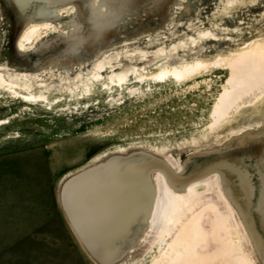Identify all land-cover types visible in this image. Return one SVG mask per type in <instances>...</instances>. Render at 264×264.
<instances>
[{"label": "rangeland", "instance_id": "rangeland-1", "mask_svg": "<svg viewBox=\"0 0 264 264\" xmlns=\"http://www.w3.org/2000/svg\"><path fill=\"white\" fill-rule=\"evenodd\" d=\"M85 4L86 9L76 0L61 9L36 4L20 10L13 0H0V264H100L74 232L59 196L72 174L101 155L121 149L128 153L144 150L159 159L163 155L179 175L186 164L196 170L213 153L234 158L253 155L247 162L256 161L260 177L256 203L250 200L253 186L246 173L237 169L238 179L229 174L235 169L234 158L210 162L200 174L225 163L224 175L231 179L228 182L245 188L249 209L264 204V98L222 123L218 131L209 128L212 104L228 75L225 59L244 50L250 41L264 39V0H88ZM91 7L95 15L102 13L97 14L98 28L93 25L96 18L89 12ZM45 20L51 25L19 48L22 28ZM69 20L78 26L72 31L66 27L60 35L58 26ZM197 59L208 63L187 80L149 75L162 63ZM130 66L143 68L142 79ZM126 70L128 82L123 86L109 80L110 74ZM29 93L46 97L34 98ZM122 163H109L112 170L99 183L97 198L105 203L109 193L113 202H126L132 191L137 192L130 188L123 198L119 192L124 178L139 180L143 198H137L141 206L133 209L124 235L119 237L120 226L119 235L106 232L101 237L107 240L101 253L108 245L119 253L132 243L150 206V183L139 170L129 172L131 165L123 170ZM90 188L79 193L81 226L101 246L87 209ZM191 188L169 203L168 209L176 203L188 207L197 202V207L205 194L219 203L211 187ZM103 205L98 204L96 211ZM255 212L253 221L264 232ZM94 220L107 231L105 218ZM145 242L134 260L116 264H144L150 254L143 247Z\"/></svg>", "mask_w": 264, "mask_h": 264}, {"label": "bare ground", "instance_id": "bare-ground-1", "mask_svg": "<svg viewBox=\"0 0 264 264\" xmlns=\"http://www.w3.org/2000/svg\"><path fill=\"white\" fill-rule=\"evenodd\" d=\"M13 1L20 10L24 9V7L29 8L36 4L47 5L49 8L51 6L52 8L60 6L59 9H61V5L63 6L64 4H67L69 6V4L76 2V0ZM77 1L81 3L82 9H86L85 2L88 0ZM89 10L92 16L96 18L93 25L95 28H98V24H100L98 23V20L100 19L97 17V14L102 13H96L95 15V10L92 9V7ZM106 18L104 21L107 20ZM47 25H51V21H36L26 25L27 27L22 28L23 33L18 40V47L22 48L26 43H30L34 37L37 35L39 36L42 33V29L47 27ZM75 26L78 25H75L74 21L69 20L61 26H58V28H60L57 30H59L58 33L61 35V32L63 33L66 27H69L68 29L72 31V29H75ZM85 43L90 44L91 42ZM202 60L183 61L180 63L178 62L179 64L162 63L160 67H158V71H154V73H150L149 75H151V78L165 76V78L169 77L187 80L191 78L197 70H200V67H203L208 63L205 64ZM225 60L226 63H224V67L227 68L228 75L221 87L222 89L212 104L209 115V128H216L217 131L222 123L225 121L227 122L229 119L234 118L237 114L243 112L245 107L264 98V39L259 42L253 40L250 41L244 50L235 55L233 54L231 58L228 57V60L227 58ZM130 67V71L132 70V73H134L138 79H142L145 75L142 72L143 68L140 67L139 69L138 67ZM127 74L128 70L117 72L116 74L113 73L110 74L109 80L116 82L118 86L120 85L121 87L124 83L128 82ZM105 86L108 87V84L105 83ZM28 95L34 98L46 97V95L42 93H29ZM127 153L128 152L124 149L113 151L106 154L107 156L101 155L95 159L91 165L99 161H105V159L109 157L108 155H124ZM160 156V160H162L168 168L170 167L176 170L175 166L171 164L169 159L163 155ZM224 164L219 163V165H223V168H225L226 164ZM216 165L218 164L216 163ZM148 166L149 165L147 164V167ZM112 167L113 166L107 164L101 172L89 176L87 179L75 181L69 188L67 198L68 201L72 203L74 202L72 207L78 208L77 213L79 216H77L82 219V206L80 204L79 193L84 187H91L86 195V203L88 205L87 209L89 210V216H91L90 220H92L93 227H97L96 231L98 232L100 224L95 221L94 218H105L107 221V231H105L107 233L113 234L114 236L119 235L118 232L120 230L122 231L120 226L123 227V232L119 235L120 237L130 228L129 223L131 222L130 219L132 212L139 209L137 204L140 205V203H137V198L142 197V185L140 186L141 183L138 179L135 180L131 178V180H133L131 181L129 178H122L124 184L119 193L124 198L126 194L128 195L130 191L136 188V197L134 193L131 194L135 191L134 190L127 196L126 202H124V200L113 202V195L107 193L110 189H106L107 195L105 194L104 197L109 201L105 203L100 202L101 200L97 198V196H99V188H101L99 183L106 180L110 175ZM134 167L135 168L130 169L129 172L138 173L139 170L140 173L142 172L143 177L144 168H142L141 165H135ZM219 168L220 167L214 170L210 169L211 171L208 169V171H204L205 173H201L198 177H191L189 179H183L184 176L174 173L171 169L170 170L175 175L173 177L165 172V169L163 168H152L149 172V178L151 180L150 187L152 188L151 200L146 216L142 220L143 224L134 241L129 244L126 243V246H124V248L115 256V260L109 262V264H116L120 261H131L132 259L134 260V258H136L135 253L139 250L138 248L143 244V241H146L143 247L145 248L146 246L147 252L150 253L149 259L144 264H244L246 262L247 264H264V232H262L263 229L260 231L257 224L253 221V213L257 211L255 212L256 218L259 219L260 224L262 225L261 228H264V204L263 207H261L262 205L258 206V208L255 207L256 209H253V211L249 209L251 206L249 203L251 199L249 200L247 195H244L245 193L243 192V189L245 190V188H242L241 190L235 182H228V180L231 179H227L226 175H224L223 171ZM230 170L232 173L229 174L238 179L240 176L238 175L239 173L236 177L234 174L236 170ZM176 175L179 176L176 177ZM97 181L100 182L96 184ZM261 181L264 183V180ZM199 185L211 187L213 192H216L214 194L220 204L214 200L206 199L208 194H205L199 199L198 202L201 204L197 207V202L195 205L193 204L188 207H182L176 203L171 210L168 209L167 205L169 203L184 196L183 194L186 190ZM94 186L96 190L93 188ZM130 188H132V190H130ZM247 194L250 193L247 191ZM132 199H134V202ZM111 201L113 204L110 205ZM102 203L104 204L103 206H100L102 210L96 211L95 207ZM126 224L127 226L125 227ZM132 228H134V225Z\"/></svg>", "mask_w": 264, "mask_h": 264}, {"label": "water", "instance_id": "water-1", "mask_svg": "<svg viewBox=\"0 0 264 264\" xmlns=\"http://www.w3.org/2000/svg\"><path fill=\"white\" fill-rule=\"evenodd\" d=\"M237 148V147H235ZM232 148V149H235ZM239 148V147H238ZM230 149V150H232ZM263 151H264V146H263ZM224 151H229V150H224ZM218 153V152H217ZM217 153H213L211 154V157L209 159L203 160L204 162L201 164V166L199 168H197L196 170H190L188 168V164H186L185 169L183 170V173L180 176H184L185 179H189L195 175L200 174V171H202V169L206 168L207 164H210V162L216 161V160H221L223 158H234L231 157L230 155L226 156V155H216ZM220 153V152H219ZM254 155L257 154V152H253ZM215 155V156H212ZM249 154H247V156L244 157H235L234 160H231L232 162V167L235 168L236 171H238L237 169H239V171L241 170L242 173H246V177L248 179V181L250 182V184H252V188H253V194H251L252 198H251V202L256 203L257 197H258V191H259V182H260V177L258 176V171H257V166L255 165L254 161L253 163H250L251 160V156H248ZM204 156H209V155H204ZM230 156V157H229ZM136 157H139V159H136ZM246 157V158H245ZM262 159V157H261ZM224 160V159H223ZM263 160V159H262ZM116 161H122L123 165H127V166H123V170H125L127 167H129L131 165V167H129L130 169L133 168V166H138L141 165L142 168H144L143 170V178L145 180V182L150 183V178H149V172L152 168H163L165 169V172H167L169 175H171L172 177L175 176L174 173L166 166V164L160 160L158 157L154 156L153 154L150 153H146L144 150H133L132 152H129L128 154H124V155H120V154H112L110 155L107 159H105V161H99L93 165L87 166L77 172H75L74 174H72L68 179L65 180V182L63 183L62 189H61V193H60V204L69 220V223L71 225V227L73 228L74 232H76V234L78 235V237L81 239V241L83 242V245L87 248V250L89 251V253H91V255L100 263V264H109V262H113L115 259V256L118 254V249L114 250L112 248V246L110 247V245H108V249L107 251L104 252H100V248L105 245L103 238H101L103 235H106V231L104 228H102V224L99 225L100 228L98 229V234L100 235V237L98 236V240H100L99 242L102 243L101 246H98L96 244L95 241H91L87 235H85V233L82 231V219L80 217H78V208H73L72 204H74V202H70L68 201L65 193H66V189L68 187V185L73 181L75 182L76 180H78L80 177L86 176L88 174H90L93 171H97L100 169H104V167L109 164V163H113ZM148 161L153 163L151 165H149L147 167ZM249 161V162H247ZM264 161V160H263ZM133 164V165H132ZM218 166L217 167H221V170L224 169L221 165H219V163H217ZM117 165V164H116ZM126 167V168H125ZM202 173V172H201ZM95 175V174H92ZM90 174V176H92ZM179 175H176V177ZM183 178V179H184ZM77 201V200H76ZM148 205V202H146V207ZM78 215V216H77ZM144 218L146 216V212H144ZM143 218V219H144ZM141 219V223L143 224ZM102 241V242H101ZM98 247V248H97Z\"/></svg>", "mask_w": 264, "mask_h": 264}]
</instances>
